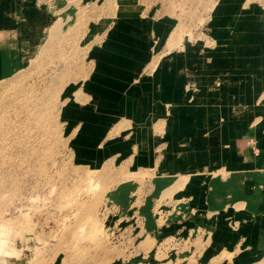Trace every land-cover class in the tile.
I'll list each match as a JSON object with an SVG mask.
<instances>
[{"label":"crops","instance_id":"crops-1","mask_svg":"<svg viewBox=\"0 0 264 264\" xmlns=\"http://www.w3.org/2000/svg\"><path fill=\"white\" fill-rule=\"evenodd\" d=\"M215 1L202 34L221 40L200 46L191 68L186 51L167 50L174 20L144 17L139 1L0 0V80L28 69L57 32H78L92 5L83 36L97 70L63 114L78 162L154 172L160 192L196 213L202 257L253 264L264 256V0Z\"/></svg>","mask_w":264,"mask_h":264},{"label":"rangeland","instance_id":"rangeland-1","mask_svg":"<svg viewBox=\"0 0 264 264\" xmlns=\"http://www.w3.org/2000/svg\"><path fill=\"white\" fill-rule=\"evenodd\" d=\"M136 1L144 17L174 20L167 50L186 51L191 68L200 46L213 51L221 40L202 34L215 0ZM91 6L81 8L78 32H57L28 69L0 80V264H232L202 257L208 241L196 213L177 193L160 192L154 172L78 162L63 114L97 70L94 40L83 36ZM118 9L116 1L107 8L110 16Z\"/></svg>","mask_w":264,"mask_h":264}]
</instances>
